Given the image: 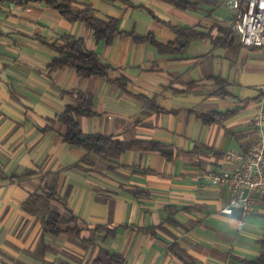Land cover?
I'll list each match as a JSON object with an SVG mask.
<instances>
[{
	"label": "crops",
	"instance_id": "obj_1",
	"mask_svg": "<svg viewBox=\"0 0 264 264\" xmlns=\"http://www.w3.org/2000/svg\"><path fill=\"white\" fill-rule=\"evenodd\" d=\"M57 1L118 18L123 33L107 44L45 1H0V264H89L100 246L127 264H181L168 251L174 242L196 264L257 257L264 194L225 214L231 188L208 175L232 170L227 150L244 154L256 139L264 46L227 41L236 37L228 0H190L188 8L164 0ZM174 26L196 33L174 52L130 34L169 43L178 36ZM66 34L83 38L127 86L82 78L72 67L50 72L48 44ZM72 91L93 96L95 114L80 117L84 132L136 143L106 158L67 144L59 116ZM210 112L228 116L205 123L199 115ZM41 184L54 186L62 201L55 205L76 215L80 237L45 233L24 210ZM98 225L116 234L107 238Z\"/></svg>",
	"mask_w": 264,
	"mask_h": 264
},
{
	"label": "trees",
	"instance_id": "obj_2",
	"mask_svg": "<svg viewBox=\"0 0 264 264\" xmlns=\"http://www.w3.org/2000/svg\"><path fill=\"white\" fill-rule=\"evenodd\" d=\"M45 1L51 7L57 9L69 21H83L89 29L94 33L95 39L111 44L115 37L123 33L118 18L104 19L97 16L91 8L77 11L74 10L70 3L59 2L57 0H36ZM126 1V0H124ZM181 8H188L192 5L190 0H164ZM177 38L169 43H163L155 39L153 35L141 36L139 34L130 33L135 41L150 39L157 48L162 52H174L177 49L182 50L187 46L189 41L196 36V33L188 27L174 26ZM238 36H229L230 42L235 43ZM239 40V39H238ZM55 52V57L48 65L50 72L56 71L63 67L74 68L80 77L90 78L94 75L106 77L109 81H113L111 74L113 69L104 64L96 51L88 50L83 38H77L72 35H63L59 41L48 44ZM120 86L126 87L127 82L124 79H116ZM66 96H70L71 100L66 104L64 112L59 116V120L64 124V131L61 133L67 144L81 147L86 153H95L99 157L106 158L109 155H121L135 143L120 140L113 136L102 134H89L83 131L80 124L81 116H91L95 114L94 101L91 94L83 91L67 92ZM200 118L205 123L222 122L228 113L210 112L200 114ZM167 154V153H166ZM85 159V158H84ZM34 172L29 173L33 174ZM55 203H62L61 198L57 195L55 187L44 186L41 184L37 192L31 194L24 202V210L32 215H36L42 220L43 230L45 233L57 234L61 231L72 232L80 237L83 229L78 225V219L71 212L66 204L60 208ZM175 223V220H172ZM97 233H105V237L114 236L116 230L108 226L98 225L95 228ZM84 243H93V239L82 238ZM260 247L259 254L254 259H241V264H264V234L257 241ZM168 251L175 256L181 264H196V261L189 257L179 245L172 243ZM62 264H72L64 262ZM89 264H127L126 257L116 251H112L107 247L100 246L99 252Z\"/></svg>",
	"mask_w": 264,
	"mask_h": 264
},
{
	"label": "built area",
	"instance_id": "obj_3",
	"mask_svg": "<svg viewBox=\"0 0 264 264\" xmlns=\"http://www.w3.org/2000/svg\"><path fill=\"white\" fill-rule=\"evenodd\" d=\"M226 3L234 10L230 29L239 42L247 47L264 46V0H228ZM254 130L256 139L246 153L227 150V160L236 164L232 170L208 175L212 182L228 183L231 188L230 203L223 209L225 214H232L235 207L249 202L253 194H264V86L257 102Z\"/></svg>",
	"mask_w": 264,
	"mask_h": 264
}]
</instances>
